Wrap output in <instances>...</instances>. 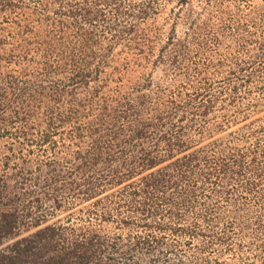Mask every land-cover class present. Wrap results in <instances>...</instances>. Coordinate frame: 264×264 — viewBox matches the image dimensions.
Returning <instances> with one entry per match:
<instances>
[{
    "label": "rangeland",
    "instance_id": "rangeland-1",
    "mask_svg": "<svg viewBox=\"0 0 264 264\" xmlns=\"http://www.w3.org/2000/svg\"><path fill=\"white\" fill-rule=\"evenodd\" d=\"M0 106L5 204L42 209L57 249L97 234L108 264H264V0H0ZM163 170L170 201L142 217L140 179ZM90 173L111 178L102 208Z\"/></svg>",
    "mask_w": 264,
    "mask_h": 264
},
{
    "label": "trees",
    "instance_id": "trees-1",
    "mask_svg": "<svg viewBox=\"0 0 264 264\" xmlns=\"http://www.w3.org/2000/svg\"><path fill=\"white\" fill-rule=\"evenodd\" d=\"M89 15H92V10L88 8L84 15V19L90 17ZM117 37L118 36H114L116 41L112 42L110 47H108V52L107 50L105 51L106 56L118 43L119 40H117ZM84 46L87 49L93 48V45H88L87 40L84 42ZM95 55L96 54L94 53V51L90 53V56L92 57ZM100 67L101 66H99L97 69L100 70ZM83 77H87L86 73L76 74L75 77L72 78V82L74 81V85H76L77 81L75 80H78L79 78L83 79ZM147 124L148 123H145V125ZM138 133L139 132L137 131L135 133V136L142 135L141 132L140 134ZM166 141V146L170 150L171 141ZM97 151L98 146L96 145L92 153ZM98 153H100V151H98ZM189 159L191 161V158ZM102 160L105 159H102L101 155L79 156V161L82 163L83 167L87 169H91L92 166H96L98 162H101ZM190 161H187V158L182 157L181 159H177L171 164H169V167L172 168L173 172L175 171L177 174H179L181 168L190 169V167L192 166L190 164ZM134 162H132L131 165L136 166ZM138 164L141 167H146L144 159L140 160ZM154 164H156V162L151 160L148 166H153ZM163 172L164 173H150L149 175H145L140 179V193L143 197L142 200H144L145 204V211L138 209L140 210L142 217L147 216L144 214V212H146V214L150 213V216L155 215L156 212L158 213L156 206L157 201L165 203L170 201V199H165V190L171 188V186L168 185V181L171 179L172 176L165 170H163ZM132 174L134 173L131 170L127 173L126 177H130L132 176ZM37 176L39 177L40 174H38ZM97 176L98 177H95L91 173L85 174L81 180L82 182H79V192H81L80 194L82 201H91L93 199L94 201L97 200L96 203H94L93 205H96L97 208H102L100 206L98 207V203L101 202V200H98V196L102 194V190L106 186V184L111 183V178L110 176L109 178H107L105 174H98ZM28 180L29 179H27L26 174L21 175L18 177L16 185L24 186L28 182ZM0 184V208H7L6 211H0V245H2L6 241L14 240L11 245H9L8 247H6L5 250H2L0 252V264H108L103 262L101 259H96L94 257L93 243L97 240L100 241V239H94V237L100 238L97 234H89V236H86L83 239L81 238L79 239V241H75L74 243L72 242L71 244H69L70 246L63 244V248L60 247L59 249H57L58 244L55 241L56 238L60 236L58 234V231L61 230L60 227H56L55 225H42L44 224V222H46L45 217L39 215L42 214L39 213L42 209L37 212H31L27 210V213L23 214L22 212L19 216V213L16 209H11L5 204V202H8V200L13 201V198L10 199L8 197L9 194L7 196L4 195V190L6 188H9L7 183L0 179ZM177 185L178 184H175V186ZM177 196H179V198L181 196L179 195V191H177V193H173V197L175 199L173 203L175 206H177V211H179V208L182 207L185 202L178 201ZM33 199L36 203L40 204H42V202L44 201V199H40L39 197ZM45 199L49 200L47 199V197ZM51 201L55 204V206L59 205L57 199L52 198ZM32 228L35 231L28 234L27 236H21L22 231H28ZM174 232L178 233L176 230H174ZM144 242L143 244H146Z\"/></svg>",
    "mask_w": 264,
    "mask_h": 264
}]
</instances>
